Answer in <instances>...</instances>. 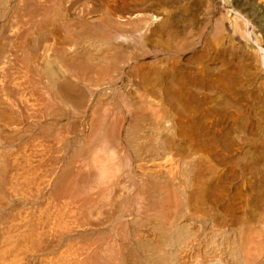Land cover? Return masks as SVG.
I'll list each match as a JSON object with an SVG mask.
<instances>
[{"label": "bare ground", "instance_id": "bare-ground-1", "mask_svg": "<svg viewBox=\"0 0 264 264\" xmlns=\"http://www.w3.org/2000/svg\"><path fill=\"white\" fill-rule=\"evenodd\" d=\"M0 264H264V0H0Z\"/></svg>", "mask_w": 264, "mask_h": 264}, {"label": "rangeland", "instance_id": "rangeland-1", "mask_svg": "<svg viewBox=\"0 0 264 264\" xmlns=\"http://www.w3.org/2000/svg\"><path fill=\"white\" fill-rule=\"evenodd\" d=\"M16 146H17V144H16L15 146H12V148L14 147V148L16 149ZM14 148H13V149H14Z\"/></svg>", "mask_w": 264, "mask_h": 264}]
</instances>
